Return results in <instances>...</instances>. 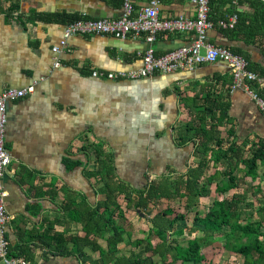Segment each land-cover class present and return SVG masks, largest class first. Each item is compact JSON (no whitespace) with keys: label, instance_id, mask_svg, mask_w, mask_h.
<instances>
[{"label":"crops","instance_id":"0c3cea01","mask_svg":"<svg viewBox=\"0 0 264 264\" xmlns=\"http://www.w3.org/2000/svg\"><path fill=\"white\" fill-rule=\"evenodd\" d=\"M146 1L138 0L137 5ZM229 8L223 5L214 17L232 12ZM234 10L242 18L251 13L246 3ZM62 12L118 17L123 0H0V92L34 85L32 92L7 101L5 144L12 161L4 185L10 246L19 256L23 251L31 264H127L126 259L141 252L152 255L156 264H171L172 252L165 262L158 253L152 254L161 239L152 231L150 218L163 212L174 217L169 202L186 196L155 197L140 208L128 203L125 194L137 199L151 183L166 179L174 190L173 182L199 161L195 144L180 145L178 140L186 123L203 114L191 99L207 105L216 99L226 105L221 136H229L232 128L239 139L264 138V117L246 90H229L232 73L222 60L139 79L92 76L93 69L137 68L149 46L160 54L190 43L192 35L161 32L150 43L144 35L74 34L55 51L68 23L59 15ZM180 13L195 16V4L161 1V17ZM207 41L239 48L251 67L264 69V37L248 35L243 25L235 30L213 27ZM215 111L219 114V109ZM206 116L209 121L210 112ZM211 164L207 175L214 173L212 160ZM106 165L112 169L113 182L126 186L120 194L113 191L108 202L122 229L116 244L110 242L114 237L110 228L97 233L84 228L87 211L106 200L101 190ZM217 167L222 170L224 165ZM204 180L202 176L200 185ZM217 183H222L219 178L208 183L209 195L196 199L216 194Z\"/></svg>","mask_w":264,"mask_h":264},{"label":"trees","instance_id":"16d2710c","mask_svg":"<svg viewBox=\"0 0 264 264\" xmlns=\"http://www.w3.org/2000/svg\"><path fill=\"white\" fill-rule=\"evenodd\" d=\"M244 3L250 6L251 13L244 18L239 13V22L232 30L243 25L248 35L264 37V0H238V4ZM210 4V18L214 21L226 15L221 12L218 18L214 17L219 11H222L223 5L229 4V11H233V7H235L233 0H210ZM59 15H63L62 19L65 18L68 21L81 17V14L78 13L69 14L62 12ZM232 50L242 54L247 59L241 49L233 48ZM249 68L264 76V69L258 70L250 65ZM261 93L264 95V88ZM206 98L205 102L208 100ZM191 101L194 104L193 107L203 114H200L197 117L198 119L186 123L184 129L178 133V140L180 145L194 143V154L199 156V161L195 166L189 165L185 177H180L173 182L174 190L170 187L172 181L169 179L163 181L162 184L154 182L144 190H141L138 197L136 196L137 199L132 194L126 193L125 197L128 203L145 208L150 200L155 197L176 199L184 195L187 200L186 206L191 207L198 196L209 195L210 191L207 184L212 183L216 178L226 177V179L221 181V184L217 183L216 187L218 191L225 193L240 187V183L245 176L242 177L239 172L244 171V175L250 174L253 178L257 177L258 166L260 163H264V138L256 137L250 139L246 137L239 139L232 128L228 131V138L222 137L219 127L226 122V105L216 99H212L214 104L211 102L209 105L205 103L199 104L196 99H191ZM216 109H219V114L216 113ZM207 112H210L209 121H207ZM248 142H251L248 148L250 149V154L245 156V148H247ZM212 153L214 155L210 157L209 155H212ZM211 160L215 164V170L214 173L207 175V169L211 167ZM219 164L224 165L222 170L217 167ZM104 170L107 172V177L103 178L102 176L104 187L101 190L106 193V200L96 204L90 212L87 211L88 217L84 228L87 233L90 230L97 233L110 228L113 230L114 235L110 242L116 244L122 238V229L113 219L108 202L113 199L111 195L113 191L117 190L120 194L126 191V186L113 182L110 176L112 169L108 165L104 167ZM94 174L98 175L99 173L94 172ZM202 176L205 177V180L200 185ZM154 190H158V193H155ZM243 202H245V207L241 206ZM250 211L256 218L249 216ZM180 216V214H177L169 218L166 216V212H163L150 218L153 223L152 231L154 230V233L161 239L155 247L151 248L152 254L158 253L162 261H167L169 257L167 253L172 252L171 264H176L179 260L182 261V264H202L205 259L202 251L203 245L211 244L218 238V234H223L231 241L232 250L243 256L242 264H262L263 241H261V238L264 237V231L260 226L264 223V196L257 206L253 202L248 201L246 190L232 193L231 197L216 201L214 207L202 218L204 224L203 235L189 239L186 245L179 244L178 240L171 236L175 232L174 226ZM14 251L15 248L13 249L10 246V253L18 255ZM19 254L31 261L23 251H20ZM126 263L156 264L152 255L143 256L142 252L134 259H126Z\"/></svg>","mask_w":264,"mask_h":264},{"label":"built area","instance_id":"2783aa9c","mask_svg":"<svg viewBox=\"0 0 264 264\" xmlns=\"http://www.w3.org/2000/svg\"><path fill=\"white\" fill-rule=\"evenodd\" d=\"M162 0H147L137 5L138 0H123V12L118 17L93 18L86 14L75 20L68 21L64 30L61 45L53 49L59 51L67 44L66 39L74 34H106L116 37L144 35L150 43L156 40L161 32L191 33L192 40L163 53L157 54L153 46H149L143 55L142 65L130 70L93 69L92 76L105 79H139L148 77L155 72L172 73L184 69H192L202 63L225 61L232 73L229 90L242 88L258 106L264 117L263 77L249 68V61L240 53L234 52L225 45H215L207 41V32L213 27L233 29L239 22V12L234 10L216 21L210 18V0H191L195 4V16L180 13L177 16L161 17ZM238 5V0H233ZM59 64V62H56ZM34 85L24 88L7 87L0 92V264H31L23 256L10 253V241L7 236V225L10 215L6 209L7 191L4 176L12 158L5 144L7 124V101L32 92Z\"/></svg>","mask_w":264,"mask_h":264},{"label":"rangeland","instance_id":"374dc122","mask_svg":"<svg viewBox=\"0 0 264 264\" xmlns=\"http://www.w3.org/2000/svg\"><path fill=\"white\" fill-rule=\"evenodd\" d=\"M227 134V133H226ZM226 134H222L224 138H228ZM248 142L247 148H245V156L250 154ZM210 154V157L213 156ZM212 166V164H210ZM212 170V167H211ZM210 171V170H209ZM245 172H239V175L244 177L241 181L240 187L232 189L231 192L227 191L225 193H219L211 195L209 197H203L201 199L194 200L195 204L191 207L186 206V198H180L170 201L171 208L174 211L175 216L180 214V218L177 219L175 223V232L171 235L172 238L175 237L179 244L186 245L187 241L193 237L203 235L204 224L202 218L205 214L214 207V203L225 197H231L232 193L243 192L246 190L248 195V201L254 203L255 206L260 204L261 198L264 196V163H260L258 166V175L253 178L250 174L244 175ZM224 178H219V182L223 181ZM242 207H245V202L241 203ZM251 212V211H250ZM250 217L256 218L253 213L249 214ZM264 231V223L260 226ZM196 229V230H194ZM194 230V231H193ZM178 231V233H177ZM263 256L261 259L262 264H264V237L261 238ZM202 251L205 255V259L202 264H242L243 256L232 250V244L229 239L223 234H218V238L211 244H204ZM157 262L161 261L158 255L155 256Z\"/></svg>","mask_w":264,"mask_h":264},{"label":"water","instance_id":"95a60500","mask_svg":"<svg viewBox=\"0 0 264 264\" xmlns=\"http://www.w3.org/2000/svg\"><path fill=\"white\" fill-rule=\"evenodd\" d=\"M143 214V213H142Z\"/></svg>","mask_w":264,"mask_h":264}]
</instances>
